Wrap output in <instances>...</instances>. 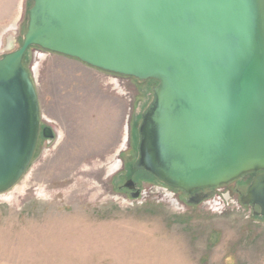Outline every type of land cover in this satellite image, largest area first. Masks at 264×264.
Masks as SVG:
<instances>
[{
  "label": "water",
  "instance_id": "95a60500",
  "mask_svg": "<svg viewBox=\"0 0 264 264\" xmlns=\"http://www.w3.org/2000/svg\"><path fill=\"white\" fill-rule=\"evenodd\" d=\"M26 23L21 45L0 57V195L25 175L40 137L30 47L157 82L134 171L187 194L264 172V0H33ZM240 201L264 218V175Z\"/></svg>",
  "mask_w": 264,
  "mask_h": 264
},
{
  "label": "rangeland",
  "instance_id": "374dc122",
  "mask_svg": "<svg viewBox=\"0 0 264 264\" xmlns=\"http://www.w3.org/2000/svg\"><path fill=\"white\" fill-rule=\"evenodd\" d=\"M31 3L22 29L0 32V57L21 45ZM11 36L17 42L8 46ZM23 65L57 138L39 142L25 175L0 195V264H264V218L239 197L247 175L198 206L154 191L146 176L135 175L140 199L120 190L157 82L116 77L37 47Z\"/></svg>",
  "mask_w": 264,
  "mask_h": 264
},
{
  "label": "flooded vegetation",
  "instance_id": "af4514ba",
  "mask_svg": "<svg viewBox=\"0 0 264 264\" xmlns=\"http://www.w3.org/2000/svg\"><path fill=\"white\" fill-rule=\"evenodd\" d=\"M7 42H8V46H9L10 43H9L8 40H7ZM107 74H109V73H107ZM110 75H113V74H110ZM113 76L122 77V76H117V75H113ZM128 126H129V128H128V142H129V140L131 142L132 141V136H133L132 128L134 127V124L132 123V124H130ZM45 128H48L50 130V132L48 131V132H46V134L51 135V138H44L43 137V129H45ZM137 130H138V128H137ZM133 132H134V130H133ZM56 138H57V135H56L55 131L53 130V128L50 127V126H47V124H45L43 122L42 118H41L40 137H39L37 146L39 145V142H42L43 140L45 142H54L56 140ZM127 150L128 149L125 150L126 151L125 152V156L129 158V157L132 156V153L127 152ZM136 152H137V148H136ZM137 156H138V153H137ZM137 156H136V159H137ZM130 173H131V175L128 176V178H126L124 180V182L121 184L120 190L124 193V195H127V196L131 197L132 199H140L142 197L143 192H144V188H143L142 182L137 180L135 175L136 176H146V178L143 179V180H145L144 183L148 184L150 188H152L154 191H156L158 193L171 195L173 197L175 196L178 200H181L182 202H184L186 206H196L194 204H190L189 201L194 200L195 198H198V196L202 197L204 195H209L210 198H212L217 193V191H219V189L221 188V187H219V188L200 189V190L193 191L191 194H187L184 191L173 189V188H170V187L166 186L165 184H163L162 182L158 181L157 179H155L154 177H152L151 175H149L148 173H146L144 171H134L133 170V165H132V172H130ZM261 175H264V172H257V173L247 174L248 178L250 179V184H251L252 180L255 177L261 176ZM148 178H149V180H148ZM128 181H132L133 182V184H130V186L133 187L132 189H129V188L125 187V184ZM246 191H247V189H246ZM245 194H246V192H245ZM245 194H242L239 197L241 198ZM207 200L208 199H203L202 201H200L199 204H197V206L202 204L203 202H205Z\"/></svg>",
  "mask_w": 264,
  "mask_h": 264
},
{
  "label": "crops",
  "instance_id": "0c3cea01",
  "mask_svg": "<svg viewBox=\"0 0 264 264\" xmlns=\"http://www.w3.org/2000/svg\"><path fill=\"white\" fill-rule=\"evenodd\" d=\"M27 0H0V32L22 29ZM12 36L9 42L12 41Z\"/></svg>",
  "mask_w": 264,
  "mask_h": 264
},
{
  "label": "trees",
  "instance_id": "16d2710c",
  "mask_svg": "<svg viewBox=\"0 0 264 264\" xmlns=\"http://www.w3.org/2000/svg\"><path fill=\"white\" fill-rule=\"evenodd\" d=\"M32 4H33V0H32V3H31V6H32ZM31 6H30V7H31ZM30 7H29V8H30ZM29 8H28V9H29ZM28 9H27V11H28ZM26 25H27V23H26ZM25 29H26V27H25Z\"/></svg>",
  "mask_w": 264,
  "mask_h": 264
},
{
  "label": "bare ground",
  "instance_id": "6f19581e",
  "mask_svg": "<svg viewBox=\"0 0 264 264\" xmlns=\"http://www.w3.org/2000/svg\"><path fill=\"white\" fill-rule=\"evenodd\" d=\"M27 26V25H26ZM25 31H26V29H25ZM25 33V32H24Z\"/></svg>",
  "mask_w": 264,
  "mask_h": 264
}]
</instances>
